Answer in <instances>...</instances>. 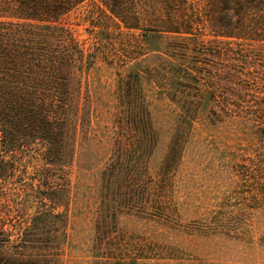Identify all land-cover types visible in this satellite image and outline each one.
I'll list each match as a JSON object with an SVG mask.
<instances>
[{
  "label": "rangeland",
  "instance_id": "374dc122",
  "mask_svg": "<svg viewBox=\"0 0 264 264\" xmlns=\"http://www.w3.org/2000/svg\"><path fill=\"white\" fill-rule=\"evenodd\" d=\"M195 1L202 5L201 0H191ZM152 2H144L146 11L160 10ZM92 10L84 4L64 20L81 45L104 50L109 58L98 56L82 78L88 93L83 88L81 102L89 94L91 131L85 138L78 133L72 164L65 169L68 196L59 198L54 211L67 216L61 264H264V57L255 55L232 71L248 82L233 85L229 97L235 111L227 114L221 109L220 88L194 92L177 86L181 94L169 88L176 80L163 64L174 49L180 50L169 45L189 47L190 39L160 32L139 49L135 41L139 31L104 28L92 21ZM103 30L113 34L101 35ZM203 34L194 40H214L207 29ZM99 40L104 44L98 45ZM187 56L190 60L181 59L186 65L205 61L190 51ZM212 60L210 69L233 67L216 56ZM132 70L142 74L156 141L145 154L147 177L137 207L117 214L107 238L110 244L98 251L94 233L98 176L110 156L118 80H127ZM161 73L164 81L157 75ZM93 132L102 137L101 144L87 139ZM22 163L27 174L21 183L34 185L28 212L33 213L42 199L50 206L47 198L58 196L52 192L55 184L45 178L54 170L36 153L26 155ZM113 247L121 249L111 254Z\"/></svg>",
  "mask_w": 264,
  "mask_h": 264
},
{
  "label": "trees",
  "instance_id": "16d2710c",
  "mask_svg": "<svg viewBox=\"0 0 264 264\" xmlns=\"http://www.w3.org/2000/svg\"><path fill=\"white\" fill-rule=\"evenodd\" d=\"M149 1L0 0V264H61L67 216L54 211L59 198L68 196L65 169L72 164L78 133L85 138L91 131L89 94L81 102L83 88L88 93L82 78L94 68L98 56L109 58L95 46L85 48L65 27L64 20L78 7L92 6V21L104 28L139 31L135 38L139 49L147 38L160 32L191 40L189 47L169 45L180 49L167 55L169 60L163 64L176 80L169 88L177 91V86H182L194 92L203 87L220 88L222 111H235L229 97L233 85L248 79L232 71L243 68V62L255 55L264 57V0H201L202 7L191 0H153L160 10L150 7L146 11L144 2ZM206 29L214 40H194L204 36ZM100 33L113 34L108 30ZM188 51L205 61L186 65L181 59L190 60ZM215 56L233 67L210 69ZM114 62L111 58L109 65ZM157 75L164 81L163 73ZM141 78L142 74L132 70L127 80H118L115 90L112 146L98 176L94 223L98 251L110 244L108 236L117 214L137 207L147 177L145 154L156 141ZM207 93L213 100L212 91ZM88 138L102 142L96 132ZM34 153L42 155L54 170L50 178H44L55 184L52 192L58 197L47 198L50 206L39 200L35 211L29 213L34 185L21 183L27 174L22 160ZM52 176L61 182L55 183ZM120 249L109 250L117 254Z\"/></svg>",
  "mask_w": 264,
  "mask_h": 264
}]
</instances>
